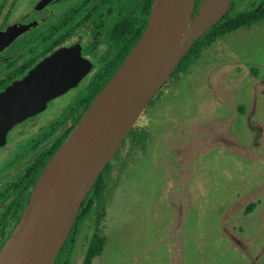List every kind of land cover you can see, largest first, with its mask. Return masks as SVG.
<instances>
[{
	"label": "rangeland",
	"instance_id": "obj_1",
	"mask_svg": "<svg viewBox=\"0 0 264 264\" xmlns=\"http://www.w3.org/2000/svg\"><path fill=\"white\" fill-rule=\"evenodd\" d=\"M109 162L70 264L94 234L92 264H264V19L191 52Z\"/></svg>",
	"mask_w": 264,
	"mask_h": 264
},
{
	"label": "flooded vegetation",
	"instance_id": "obj_2",
	"mask_svg": "<svg viewBox=\"0 0 264 264\" xmlns=\"http://www.w3.org/2000/svg\"><path fill=\"white\" fill-rule=\"evenodd\" d=\"M152 1L5 0L0 6V94L45 65L38 79L61 85L44 97L29 94L41 93L37 90L23 91L26 110L0 140V249L21 219L45 165L143 31ZM201 1H193L191 17ZM247 1L230 0L224 16L264 8V0L238 8ZM8 28L18 31L3 34ZM91 212L77 213L54 264H70L76 224L87 221Z\"/></svg>",
	"mask_w": 264,
	"mask_h": 264
},
{
	"label": "water",
	"instance_id": "obj_3",
	"mask_svg": "<svg viewBox=\"0 0 264 264\" xmlns=\"http://www.w3.org/2000/svg\"><path fill=\"white\" fill-rule=\"evenodd\" d=\"M193 1H152L135 44L45 165L21 219L0 249V264H54L82 200L145 106L193 41L231 7L230 0H202L191 17ZM14 29L2 33L15 34ZM47 66L32 70L0 94V140L26 110L23 91L37 90L41 93L29 94L44 97L61 86L53 79H38Z\"/></svg>",
	"mask_w": 264,
	"mask_h": 264
},
{
	"label": "trees",
	"instance_id": "obj_4",
	"mask_svg": "<svg viewBox=\"0 0 264 264\" xmlns=\"http://www.w3.org/2000/svg\"><path fill=\"white\" fill-rule=\"evenodd\" d=\"M264 19V8L253 9L252 11H245L240 13H228V15L220 18L216 23H214L204 34L196 38L193 43L190 45L188 51L181 58L178 65L175 67L171 75L179 69H183L185 59L187 56L199 48L202 44L214 40L217 36L223 35L226 32L232 31L239 26L244 24H250L252 22ZM102 172L99 177L96 179L95 183L91 189L86 194L85 198L82 200L81 205L78 210V215L86 213L89 209L93 207L95 202V197H101L102 195ZM254 208V203H250L246 207V211H251ZM104 245V238L94 234L87 245V253L85 256L84 264H92V259L94 256L101 253Z\"/></svg>",
	"mask_w": 264,
	"mask_h": 264
},
{
	"label": "crops",
	"instance_id": "obj_5",
	"mask_svg": "<svg viewBox=\"0 0 264 264\" xmlns=\"http://www.w3.org/2000/svg\"><path fill=\"white\" fill-rule=\"evenodd\" d=\"M2 5V3H0V6Z\"/></svg>",
	"mask_w": 264,
	"mask_h": 264
}]
</instances>
